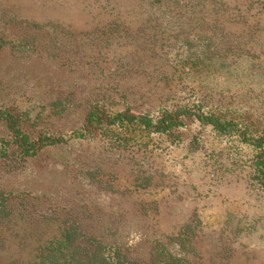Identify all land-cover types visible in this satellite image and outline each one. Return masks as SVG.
<instances>
[{"label":"rangeland","instance_id":"374dc122","mask_svg":"<svg viewBox=\"0 0 264 264\" xmlns=\"http://www.w3.org/2000/svg\"><path fill=\"white\" fill-rule=\"evenodd\" d=\"M0 193V264H264V0H0Z\"/></svg>","mask_w":264,"mask_h":264},{"label":"trees","instance_id":"16d2710c","mask_svg":"<svg viewBox=\"0 0 264 264\" xmlns=\"http://www.w3.org/2000/svg\"><path fill=\"white\" fill-rule=\"evenodd\" d=\"M117 118H127L126 116L117 115ZM109 124L111 122H108ZM172 125H176L173 123ZM42 146L40 142L39 147ZM7 199L3 197L0 193V221L4 219H9L11 215V209L8 208L9 205H6ZM187 232V228H184V232L182 233L185 236ZM178 235L177 238L173 239L174 241L178 240L180 242V247L185 249H189V239L184 237L180 239L182 236ZM78 236L75 234V231L70 228L64 230L60 240L49 241L44 244L41 251L42 260L39 263L32 264H45L48 262L49 264H138L136 261H132L126 255L121 254L120 252H114L113 256L107 257L104 255V247L96 243L95 241H91L90 247H84L80 242H77ZM180 239V240H179ZM94 244V247H93ZM189 252H192L189 249ZM68 258V260H67ZM30 264V263H26ZM143 264H195L190 259L186 257H178L169 253L165 246L159 245L153 248L151 251L150 257L146 263Z\"/></svg>","mask_w":264,"mask_h":264}]
</instances>
